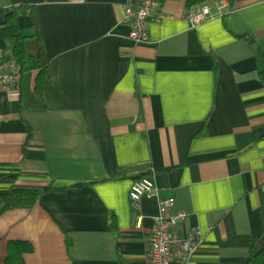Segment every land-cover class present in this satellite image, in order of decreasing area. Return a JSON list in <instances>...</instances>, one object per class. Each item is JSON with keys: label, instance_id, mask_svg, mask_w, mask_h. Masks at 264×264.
Masks as SVG:
<instances>
[{"label": "crops", "instance_id": "obj_1", "mask_svg": "<svg viewBox=\"0 0 264 264\" xmlns=\"http://www.w3.org/2000/svg\"><path fill=\"white\" fill-rule=\"evenodd\" d=\"M187 1L159 0L136 42L126 0H0L30 6L0 23V50L27 36L20 79L0 84V193L62 187L0 213V264L11 240L32 244L25 264H149L168 196L187 212L174 229L199 232L187 264L264 252V0L195 25ZM140 175L157 195L132 207Z\"/></svg>", "mask_w": 264, "mask_h": 264}, {"label": "built area", "instance_id": "obj_2", "mask_svg": "<svg viewBox=\"0 0 264 264\" xmlns=\"http://www.w3.org/2000/svg\"><path fill=\"white\" fill-rule=\"evenodd\" d=\"M227 0H218L217 9L211 10L208 4H195L185 8V18L192 25L212 19L223 12ZM159 0H126L121 20L130 25L129 37L136 41L148 38L147 21H160L163 14L157 12ZM23 67L12 52L11 46L0 50V84L16 83ZM157 195L153 179L147 175L134 178L129 186L128 198L132 207H137L142 195ZM174 197L158 198V214L154 217L148 236L149 264H187L199 240V232L194 229L187 234H179L174 225L186 216L185 210L170 212Z\"/></svg>", "mask_w": 264, "mask_h": 264}, {"label": "trees", "instance_id": "obj_3", "mask_svg": "<svg viewBox=\"0 0 264 264\" xmlns=\"http://www.w3.org/2000/svg\"><path fill=\"white\" fill-rule=\"evenodd\" d=\"M196 0H188V6L193 4ZM29 5L25 2L20 3L17 6L11 8L12 12L8 14L9 19L17 13H29ZM2 9V10H6ZM26 35L18 33L14 35L12 44L13 54L21 63L24 69V63L26 61ZM260 75L264 77V59L263 67L259 71ZM40 78V76H39ZM37 86H40V80L37 81ZM62 187H56L48 185L43 188H28V187H11L5 192L0 193V213L5 209L12 207H30L32 206L37 197L42 193L50 190L61 189ZM32 250V244L26 240H11L8 243L7 253L5 255V264H25L24 254ZM246 264H264V252L263 248L255 249L254 245L250 247L249 256Z\"/></svg>", "mask_w": 264, "mask_h": 264}, {"label": "water", "instance_id": "obj_4", "mask_svg": "<svg viewBox=\"0 0 264 264\" xmlns=\"http://www.w3.org/2000/svg\"><path fill=\"white\" fill-rule=\"evenodd\" d=\"M12 12V9L0 10V23H5L8 14Z\"/></svg>", "mask_w": 264, "mask_h": 264}]
</instances>
